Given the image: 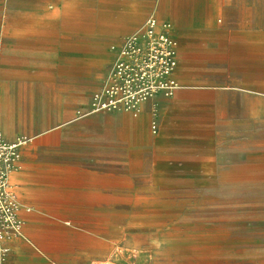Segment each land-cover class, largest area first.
Segmentation results:
<instances>
[{"label":"rangeland","instance_id":"374dc122","mask_svg":"<svg viewBox=\"0 0 264 264\" xmlns=\"http://www.w3.org/2000/svg\"><path fill=\"white\" fill-rule=\"evenodd\" d=\"M166 2L163 17L202 24L181 54L202 83L184 84L181 109L179 85L121 71L161 0H0V130L6 119L35 138L34 182L57 181L41 196L53 218L106 211L91 262L264 264V0ZM156 20L180 53L181 30ZM128 89L145 95L136 115ZM10 253L0 245V264Z\"/></svg>","mask_w":264,"mask_h":264},{"label":"crops","instance_id":"0c3cea01","mask_svg":"<svg viewBox=\"0 0 264 264\" xmlns=\"http://www.w3.org/2000/svg\"><path fill=\"white\" fill-rule=\"evenodd\" d=\"M146 4L145 6H147ZM166 0H161L160 10H155V18L161 21H169L172 25L181 30L182 34L177 33L175 36L181 39L182 50L178 53V67L176 69V79L180 88L177 90V94L174 98L171 99V104L176 108H184L186 105L181 100L182 87L184 84H197L202 83V80L197 81V77L192 78L191 81H186L187 76L184 74L185 67L188 63L185 61L181 55L184 49L187 46V41L192 40L195 37V29L201 27V22L198 17H194L192 21V26L182 27L178 22H173L169 18L163 17L165 10L167 9ZM143 6L142 9H145ZM163 8V9H162ZM141 9V10H142ZM139 13L136 14L134 23L128 21L130 27H134L139 24L137 20ZM151 15V14H149ZM148 15V16H149ZM145 21V20H144ZM134 30L136 31L143 23ZM195 28V29H193ZM8 125L12 127V134L8 135L4 132L3 126ZM10 127V128H11ZM2 135L8 141H14L17 137H27L21 134H18L14 131V124L10 121L4 119L1 121ZM156 133V132H155ZM160 134H158V137ZM29 137V136H28ZM32 138V137H31ZM36 140L33 138L32 142L26 143L20 149L21 152V161L18 164V172L12 177V184L16 187V193L21 201V212L20 215L25 221L24 231L22 236L19 238L14 237L6 241L11 247V258L13 259L14 264H88L92 261L93 245L104 243L105 239L93 235L97 231V225H102V219L106 215L105 210H96L95 212H87L84 210H78L74 213H61L58 218H53L51 206H44L41 202L42 194L51 193L52 189L55 187L54 181H48L46 179L42 182V185L35 183L33 180V170L37 162V148ZM130 152L134 154H143L145 148L139 149L132 147ZM47 182V183H46ZM56 191H59L56 189ZM27 207L30 208V212H27ZM65 210V207H61ZM49 210V211H48ZM69 216L71 219H64L63 217ZM82 216H88V218L81 219ZM91 216L98 217L94 220ZM46 221V222H44ZM99 223V224H97ZM93 262H106V261H93ZM91 262V264L93 263Z\"/></svg>","mask_w":264,"mask_h":264},{"label":"built area","instance_id":"2783aa9c","mask_svg":"<svg viewBox=\"0 0 264 264\" xmlns=\"http://www.w3.org/2000/svg\"><path fill=\"white\" fill-rule=\"evenodd\" d=\"M142 29V32L129 37L125 44L120 56L122 73L129 77L134 74L135 78L143 82L149 81L151 86L161 84L167 90L175 89L177 84L170 78V73L178 64V53L167 41L170 28L166 25L159 27L156 18L150 17ZM142 92H132L130 89L126 92V102L130 104V109H134L135 115L145 96ZM111 95L112 98L115 95L117 97L118 93L113 91ZM122 102V98L111 99L110 104L117 107ZM27 142L26 137L8 141L0 131V242L7 237L18 236L23 225L21 207L11 191L9 174L17 168L21 159L20 149Z\"/></svg>","mask_w":264,"mask_h":264},{"label":"bare ground","instance_id":"6f19581e","mask_svg":"<svg viewBox=\"0 0 264 264\" xmlns=\"http://www.w3.org/2000/svg\"><path fill=\"white\" fill-rule=\"evenodd\" d=\"M167 41L169 42V44L175 49V43H174V40H173V38H171V37H169L168 36V38H167ZM177 67V66H176ZM176 70V68L174 69V70H172L171 71V73H170V76L172 75V73H173V71H175ZM174 81V80H173ZM174 83H176L175 81H174ZM177 85H178V83H176ZM110 94H113V92H110ZM129 100V98L127 99V101ZM114 104V102L112 101V105ZM129 111V110H128ZM127 111V112H128ZM28 137H26V139H27ZM18 170H19V168H18V166H17V168L16 169H14L13 171H11V173L9 174V182H10V185H11V191L15 194V197L17 198V201H19L20 203H21V201L19 200V197H18V195H17V193H16V189H13V186H12V177L14 176V174L16 173V172H18ZM17 195V196H16ZM18 202V203H19ZM19 203V205H21ZM30 208H28L27 207V212H30ZM24 226H25V221L23 220V225H22V228H21V232H20V234L19 235H22L23 234V231H24ZM18 235V236H19ZM18 236H16V237H18ZM15 236H10V237H7L3 242H0V245L1 246H3V245H5L6 244V241L7 240H9V239H11V238H14ZM97 264H104V263H102V262H96Z\"/></svg>","mask_w":264,"mask_h":264}]
</instances>
